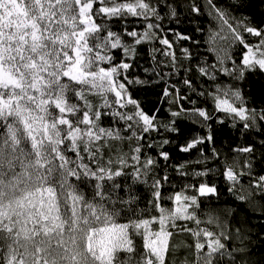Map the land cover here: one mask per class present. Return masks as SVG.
Here are the masks:
<instances>
[{"label":"snow or ice","instance_id":"obj_1","mask_svg":"<svg viewBox=\"0 0 264 264\" xmlns=\"http://www.w3.org/2000/svg\"><path fill=\"white\" fill-rule=\"evenodd\" d=\"M252 7L0 0V264H264L252 232L264 227V13ZM145 89H159L151 107ZM225 126L239 141L226 149ZM217 175L259 225L219 206Z\"/></svg>","mask_w":264,"mask_h":264},{"label":"trees","instance_id":"obj_2","mask_svg":"<svg viewBox=\"0 0 264 264\" xmlns=\"http://www.w3.org/2000/svg\"><path fill=\"white\" fill-rule=\"evenodd\" d=\"M250 12L256 16L257 20H260L262 18L261 14L264 13V3H261L260 0H253V7L250 9ZM182 27L188 28V30L191 31V26L182 25ZM204 27L207 28L208 25L204 24ZM197 39H201L203 41L206 39V35L197 34ZM205 47H207V45L202 44L201 51H203ZM205 55H209V58H211L210 54L205 53ZM254 90L258 97L260 96L261 92H264V77L257 76L254 78ZM158 91L159 89H145L140 92V96L146 101L148 106L151 107L156 104L157 96L154 93ZM156 106L161 108L160 118L162 119L165 118L167 116L168 105L160 104ZM217 135H218L217 143L218 144L223 143L225 149L227 148L228 145L239 142L236 140L235 133L232 132L227 126L219 129ZM169 150L172 152L173 157L176 159L182 160L186 158L183 154L179 153L178 150H176L175 148H170ZM218 163L219 162L216 163L210 162V166L216 167ZM213 179L216 180L221 190L219 206L222 208H231L233 203L235 202L239 204L241 209H245L247 211L248 216L251 218L252 225L254 226L259 225V221L254 218V214L251 212V210L247 209L246 205L241 204L238 201H234V198L227 192V184L225 183V181L218 175L213 177ZM173 183L177 184V187H179L180 182L177 178H174ZM167 187L168 186L166 185V188ZM143 194L146 195V191ZM243 214L244 213L241 212V216H243ZM252 232L254 233L259 232L264 234V227H253ZM178 239L186 240L187 238L179 237ZM253 251L257 257L264 256V239H260V240H256L255 238L253 239Z\"/></svg>","mask_w":264,"mask_h":264}]
</instances>
